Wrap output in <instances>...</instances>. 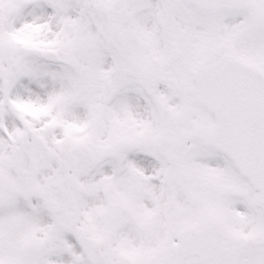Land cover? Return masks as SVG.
<instances>
[{"label":"snow or ice","instance_id":"snow-or-ice-1","mask_svg":"<svg viewBox=\"0 0 264 264\" xmlns=\"http://www.w3.org/2000/svg\"><path fill=\"white\" fill-rule=\"evenodd\" d=\"M0 264H264V0H0Z\"/></svg>","mask_w":264,"mask_h":264}]
</instances>
